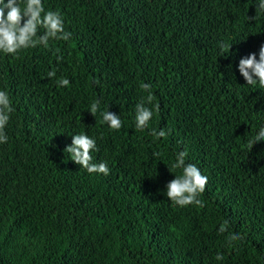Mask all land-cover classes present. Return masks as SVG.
Here are the masks:
<instances>
[{"label": "trees", "instance_id": "1", "mask_svg": "<svg viewBox=\"0 0 264 264\" xmlns=\"http://www.w3.org/2000/svg\"><path fill=\"white\" fill-rule=\"evenodd\" d=\"M42 3L71 37L0 54L13 108L0 144V264H264V142L247 143L264 127V88L238 71L264 44V14L250 19L258 0ZM143 84L153 116L137 131ZM77 134L96 141L92 162L107 176L69 159ZM180 151L207 177L203 207L166 198ZM232 233L243 239L229 244Z\"/></svg>", "mask_w": 264, "mask_h": 264}, {"label": "clouds", "instance_id": "2", "mask_svg": "<svg viewBox=\"0 0 264 264\" xmlns=\"http://www.w3.org/2000/svg\"><path fill=\"white\" fill-rule=\"evenodd\" d=\"M0 0V54L16 55L21 50L36 48L38 46L48 47L49 41H67L71 33L64 30L63 18L58 11H45L42 0ZM255 13L250 19H256L259 15L264 14V0H258ZM23 21V23H22ZM43 29V32H40ZM228 47V50L231 46ZM238 71L247 85H258L264 88V44L259 48V58L255 54L249 55L239 61ZM48 77H55V71H49ZM59 86L67 87L69 80L61 78L58 81ZM142 88L147 92L135 108V127L137 131H143L148 127V123L153 116V110L146 105H151L155 99L150 91L151 85L143 84ZM158 111L159 106L154 105ZM100 109V101L96 100L90 105L89 113L94 116ZM13 111L11 100L5 91H0V144L7 143L8 137L4 131ZM102 121L112 130H119L122 127V121L116 114L108 110L100 113ZM151 135L156 139L166 136L165 130L158 132L153 130ZM264 142V127H261L258 133L248 140L249 151L256 143ZM98 150L96 141L86 134L73 135L71 146L64 149V152L70 154L69 159L75 164L85 169L88 173L109 174V168L105 162L93 163L91 152ZM154 155L159 156V153ZM186 151H180L176 154L174 162L171 164L172 170H179L166 185V198L174 205L185 207L188 205H197L203 207L199 196L204 192L207 177L202 175L200 170L191 163H186ZM228 222L221 224L219 231L226 232ZM243 237L238 233H232L228 237L229 244L234 241L242 240ZM216 260L224 259L223 255L217 254Z\"/></svg>", "mask_w": 264, "mask_h": 264}]
</instances>
